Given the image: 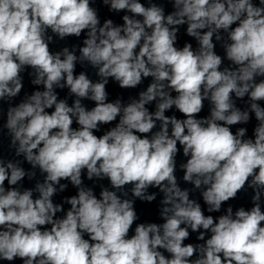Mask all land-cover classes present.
Returning <instances> with one entry per match:
<instances>
[{"label": "clouds", "instance_id": "clouds-1", "mask_svg": "<svg viewBox=\"0 0 264 264\" xmlns=\"http://www.w3.org/2000/svg\"><path fill=\"white\" fill-rule=\"evenodd\" d=\"M101 2L125 13L123 23H101L96 0H0V133L23 158L0 156V262L264 264V0H165L167 14L155 0ZM182 26L197 47L177 46ZM82 33V46L50 49L53 37ZM77 64L98 79L76 74ZM27 69L43 90L13 104ZM146 78L137 97L109 101L110 79L127 90ZM57 89L68 90L71 105ZM205 101L209 115L198 118ZM173 108L183 118L166 115ZM253 115L252 137L246 127L232 131ZM180 148L192 189L178 183ZM37 171L42 181L24 188ZM85 176L110 186L101 184L98 197ZM69 184L76 194L55 203ZM150 188L163 194V222L136 223L135 201L157 199ZM248 188L250 209L229 205L211 215ZM195 190L209 214L190 198ZM192 233L202 243H185Z\"/></svg>", "mask_w": 264, "mask_h": 264}]
</instances>
